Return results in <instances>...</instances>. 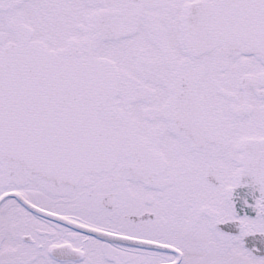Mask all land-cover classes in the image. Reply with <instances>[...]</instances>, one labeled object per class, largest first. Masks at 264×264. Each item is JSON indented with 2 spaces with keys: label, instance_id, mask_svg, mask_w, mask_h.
<instances>
[{
  "label": "snow or ice",
  "instance_id": "obj_1",
  "mask_svg": "<svg viewBox=\"0 0 264 264\" xmlns=\"http://www.w3.org/2000/svg\"><path fill=\"white\" fill-rule=\"evenodd\" d=\"M0 264H264V0H0Z\"/></svg>",
  "mask_w": 264,
  "mask_h": 264
}]
</instances>
